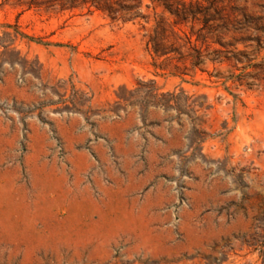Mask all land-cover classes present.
<instances>
[{
  "label": "rangeland",
  "instance_id": "1",
  "mask_svg": "<svg viewBox=\"0 0 264 264\" xmlns=\"http://www.w3.org/2000/svg\"><path fill=\"white\" fill-rule=\"evenodd\" d=\"M0 264H264V0H0Z\"/></svg>",
  "mask_w": 264,
  "mask_h": 264
},
{
  "label": "trees",
  "instance_id": "2",
  "mask_svg": "<svg viewBox=\"0 0 264 264\" xmlns=\"http://www.w3.org/2000/svg\"><path fill=\"white\" fill-rule=\"evenodd\" d=\"M167 26H160L158 25L155 27L153 33L148 36V47L150 48L151 53L154 55L155 58H164L169 57L172 53L169 40L164 37V34L167 31ZM185 75V74H182Z\"/></svg>",
  "mask_w": 264,
  "mask_h": 264
}]
</instances>
